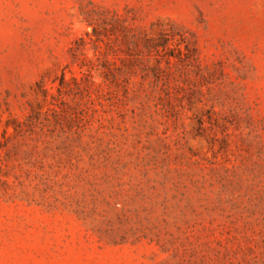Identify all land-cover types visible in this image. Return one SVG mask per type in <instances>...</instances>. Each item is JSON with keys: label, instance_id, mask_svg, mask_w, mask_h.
<instances>
[{"label": "rangeland", "instance_id": "obj_1", "mask_svg": "<svg viewBox=\"0 0 264 264\" xmlns=\"http://www.w3.org/2000/svg\"><path fill=\"white\" fill-rule=\"evenodd\" d=\"M0 264H264V0H0Z\"/></svg>", "mask_w": 264, "mask_h": 264}]
</instances>
